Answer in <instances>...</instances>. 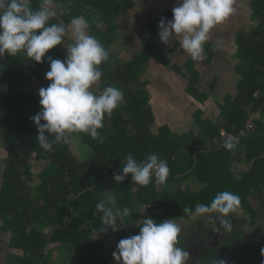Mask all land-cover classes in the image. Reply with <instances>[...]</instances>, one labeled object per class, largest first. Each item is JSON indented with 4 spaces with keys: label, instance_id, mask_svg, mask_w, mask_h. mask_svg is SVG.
<instances>
[{
    "label": "trees",
    "instance_id": "obj_1",
    "mask_svg": "<svg viewBox=\"0 0 264 264\" xmlns=\"http://www.w3.org/2000/svg\"><path fill=\"white\" fill-rule=\"evenodd\" d=\"M40 2L29 0L28 6L35 10ZM137 5L134 0H52L50 4V10L56 13L50 23L67 29L74 17H83L89 25V35L108 51L109 60L100 66L103 75L97 91L94 89L96 94L113 86L124 95V102L110 119L105 117L104 127L99 130L103 143L87 134H78L81 144L88 149L83 157L69 144L55 145L51 152L43 150L36 139L37 127L30 119L42 110L39 89L49 85L41 77L50 70L48 57L63 61L66 56L59 47L72 44L74 36H65L63 44L51 50L43 63L30 61L23 53L14 57L6 54L1 59L0 156L6 159L0 168V238L6 235V244L2 245L9 249L7 257L12 263L117 264L109 257L117 248L99 245L105 238L109 242L110 238L118 241L137 235L139 223L147 218L158 223L173 218L191 220L184 207L194 211L196 204H210L222 191L240 197L236 211L250 210V205L247 208L245 204L251 192L264 186V0L253 2L256 19L236 36L239 80L236 93L228 95L217 112L219 122L212 121L209 115L203 117L204 110L200 108L191 131L183 134L173 133L169 125L161 123L151 104L160 90L168 95L172 85L166 81L161 83V89L150 85L142 77L143 71L158 64L166 75L175 78L177 88L187 90L194 105H205L209 95L198 88L196 62L182 51L179 40L170 45L159 40V22L162 18L171 20L170 11L146 22L149 33L140 37L138 48H120L126 43L125 30H129L127 14ZM177 88L175 94L180 92ZM252 116L254 128L249 131L246 126ZM158 120L160 127L154 124ZM223 132L239 138L233 151L224 148L227 138L224 139ZM128 154L137 161L149 154L166 160L170 169L166 184L157 186L153 178L148 186H138L131 176L117 184L114 173L120 170ZM242 163L248 164L247 170L234 171L235 164ZM187 181L191 183L184 185ZM193 182L203 189L196 190ZM107 187L115 194V206L129 208L132 215L124 218L117 232L111 228L105 231L102 214L96 210V204L108 198ZM237 234L242 241L229 240L227 231L220 245L221 260L225 259L226 264L232 263V250L236 263L245 264L238 247L246 237ZM223 241H228L229 248ZM195 245L199 251H195L194 259L199 264H211L212 261L201 259L204 252L208 253V246ZM66 250V260L56 257L57 252V256H62Z\"/></svg>",
    "mask_w": 264,
    "mask_h": 264
},
{
    "label": "clouds",
    "instance_id": "obj_2",
    "mask_svg": "<svg viewBox=\"0 0 264 264\" xmlns=\"http://www.w3.org/2000/svg\"><path fill=\"white\" fill-rule=\"evenodd\" d=\"M51 3L52 0H41L39 8L34 10L28 6L29 0H0V59L6 54L14 57L23 53L30 61L43 63L51 50L63 44L70 31L74 42L66 47L65 59L48 57L50 70L45 77L50 83L39 89L42 110L30 119L39 133L37 142L46 152L54 151L55 145L76 142L81 133L103 143L99 130L104 127L105 117L110 119L124 102L123 92L117 87L108 86L98 95L94 91L103 75L100 66L109 60V53L96 37L89 35V25L83 17H74L67 29L50 23L56 15L50 10ZM237 3L238 0H177L178 6L172 10L173 18H162L159 22V40L170 45L178 39L187 56L194 62L203 61L204 44L210 33L236 14ZM63 11L61 6V13ZM254 13L253 19H256ZM223 146L233 151L236 143L229 138ZM169 174L167 161L156 154H149L142 161L128 154L113 179L121 184L131 176L133 184L148 186L154 178L159 186L166 184ZM115 205L112 197L96 204L105 231L108 228L119 231L124 218L132 217L129 208ZM239 205L238 195L222 191L210 204L198 203L194 211L190 207H184L183 211L193 219L205 217L215 232L221 228L226 232L232 225L227 218ZM176 221L158 223L152 218L144 219L139 223V234L118 242L113 252L117 264H187L190 254L178 246L182 229ZM261 252L264 255V249ZM211 264L226 262L215 258Z\"/></svg>",
    "mask_w": 264,
    "mask_h": 264
},
{
    "label": "crops",
    "instance_id": "obj_3",
    "mask_svg": "<svg viewBox=\"0 0 264 264\" xmlns=\"http://www.w3.org/2000/svg\"><path fill=\"white\" fill-rule=\"evenodd\" d=\"M253 1L238 0L236 14L226 23L214 29L210 33L209 40L204 44L205 58L203 61L196 62V68L199 71V76L197 77L198 88L207 91L209 95L205 105H198L197 103L194 105L193 99L189 98L186 93L187 90H181L180 87L177 88L178 84L175 82V78L166 75V70L159 67L158 64L151 68L147 66L143 71L142 77L150 85L153 84L159 89H161L163 81L172 85L170 88L171 92L168 95H164L160 90V95L154 98L155 100L152 103L150 101V103L157 119H160L161 123L169 125L175 133H189L193 124H195L194 117L200 108L204 110L203 117L209 115L208 118L210 117L212 121L215 123L219 122L220 115L217 112L220 110V106L224 104V100L228 95L236 93V84L239 77L236 72L238 60L236 58L235 41L239 33L251 26ZM134 2L138 4L137 7L135 10L129 11L126 17L127 21L130 22L129 30H125L127 31L124 37V42L126 43L120 45L121 49L129 48L130 51L140 46L139 39L141 36L148 35L146 22L151 21L152 18L167 10L173 14L172 10L178 6L177 0H134ZM223 25L225 26L224 28ZM122 51L124 52L125 50ZM186 86L187 84L184 85V87ZM175 87L180 91L178 94H175ZM212 87L215 88L211 90ZM173 94L178 98H174ZM155 126L158 127L157 124ZM247 167V163H242L235 164L233 168L234 171L240 173L246 171ZM4 243L6 244V235L0 238V264H10L9 257H7L9 249L2 245Z\"/></svg>",
    "mask_w": 264,
    "mask_h": 264
},
{
    "label": "flooded vegetation",
    "instance_id": "obj_4",
    "mask_svg": "<svg viewBox=\"0 0 264 264\" xmlns=\"http://www.w3.org/2000/svg\"><path fill=\"white\" fill-rule=\"evenodd\" d=\"M65 36L67 38L70 37L72 38V36L74 35L72 33L67 32ZM68 45L69 44L62 45L61 47H59L65 56H67L66 47ZM0 64H1V59H0ZM46 72L42 74L41 77L44 76V78H46L45 77ZM43 83H47L46 85H48L50 82L47 79H45L43 80ZM33 89L35 90L34 92H36L37 89L35 87ZM5 151H7L6 148ZM4 157L5 156H0V168H2L3 164L5 163L6 158ZM0 189H1V182H0ZM202 189L198 188V191H201ZM251 200H254L253 202L255 205V212H254L255 217L250 215L249 210H240V211H235L234 213H230L227 219L232 223V225H235L237 232H239V230L241 232L242 230V232H244V235L246 237L245 242L239 246L241 248L239 249V253L243 255L244 258L247 259L250 264H261L264 259V255H262L261 252V250L264 249V234L261 231V225L262 224L264 225V220L262 218V216L264 215V198L260 194L259 197H253V198L250 197L249 201ZM254 220H256V223H253ZM203 221L205 223L201 226V228L194 229L190 227L189 224H187L185 228L186 233L181 235L189 237V239H186V237L185 238L181 237V239H179V243L185 244V246L183 247L181 246V247L187 250L190 255L194 253L193 251L196 252L199 251V249L196 248L195 245L196 243H199L200 246H204V247L206 246L214 247L215 245L220 246L222 240L224 239L225 233L227 232V231L225 232L222 228L220 229L219 232H215L213 231L212 226L207 223L206 218ZM251 224H253V226H251ZM252 227H254V229ZM255 228L258 229L255 231ZM11 263L12 262H10V264Z\"/></svg>",
    "mask_w": 264,
    "mask_h": 264
},
{
    "label": "rangeland",
    "instance_id": "obj_5",
    "mask_svg": "<svg viewBox=\"0 0 264 264\" xmlns=\"http://www.w3.org/2000/svg\"><path fill=\"white\" fill-rule=\"evenodd\" d=\"M225 26L223 25V28H224ZM66 45V44H65ZM97 85H96V87H95V91H97ZM34 92V91H33ZM155 125L157 124V126L158 127H160V123H159V121H156V123H154ZM171 131H172V129H171ZM173 133H175L174 131H172ZM177 133H180V132H176V134ZM70 145V147L71 148H73V150L75 151V153L79 156V157H83V156H85V154L86 153H88V149L85 147V146H83L82 144H81V142H80V140H79V138L76 140V142H74V143H71V144H69ZM77 147L79 148L78 149V151H77ZM189 183H191L190 181H187V182H185L184 183V185H186V184H189ZM195 182H193L192 183V186H194L195 187ZM184 187V186H183ZM185 188V187H184ZM196 188V187H195ZM107 193H108V197H112V198H114L115 199V201H116V197H115V194L107 187ZM261 194V196L264 198V186H261V189L258 191V192H253V194H252V192H251V197L253 198V197H259V195ZM254 200H251V201H247V203L245 204V206L248 208V206L250 205V210H249V213H250V215L252 216V213H254L255 212V205H254V202H253ZM255 214V213H254ZM262 218H263V220H264V215L262 216ZM173 219H175V220H177L176 222L180 225V227H181V229H182V232H181V234L182 233H184V232H186V230H184L185 228H186V225L187 224H190L191 226L190 227H192V228H201V226L205 223L203 220L205 219V217H197V218H195V219H183V218H173ZM251 226H253V224H251ZM264 225L262 224L261 225V231H262V233L264 234V227H263ZM234 227H235V225H231V227H230V229L228 230V238H229V240H237L238 238H239V234H237V230H234ZM257 227V226H256ZM253 229H254V227H252ZM235 229H236V227H235ZM258 228H255V231L257 230ZM239 232H240V230H239ZM240 234H244V232H242V230H241V232H240ZM95 239L96 240H98L99 238H97V237H95ZM244 240H245V237L243 238ZM100 240V239H99ZM105 242L104 241H102V243H100L99 245H101V246H103V247H105V248H109L110 246H114V247H116L117 248V244H118V242L120 241V239H118V241L116 240H113V239H109V242H107V238H105ZM239 240L240 241H242V239L241 238H239ZM223 244L225 245V244H227L226 245V247H228L229 248V245H228V241L227 242H225L224 243V241H223ZM183 245L184 244H182V247H183ZM223 245V246H224ZM178 246H180L179 245V243H178ZM219 248H220V246H217V245H215L214 247H207V251H208V253L207 252H204V254H203V256H201V259L203 260V261H205V262H209V261H212L213 259H215V258H217L218 260H221L222 259V257H221V255L220 254H222V252L219 250ZM238 249H241L240 247H238ZM239 251V250H238ZM194 253H195V251H193ZM219 252V253H218ZM68 253H69V251L68 250H66L65 252L63 251V255L62 256H57L58 255V252H57V254H56V257H58V259H59V257L61 258V259H64V260H66L67 259V257H68ZM194 253H192L190 256H189V260H188V263H190V264H199V262L198 261H196L195 259H194ZM218 253V254H217ZM230 253V252H229ZM231 254L233 255V258L231 259L232 260V263L231 264H237L236 263V257L237 256H235V254L233 253V250H232V252H231ZM109 257L112 259V260H114V257L113 256H111V255H109ZM195 257H196V255H195ZM223 260H225V259H223ZM244 260V262H245V264H250L249 262H248V260L247 259H243ZM111 262V261H110ZM109 264H116V263H114V262H111V263H109ZM240 264V263H239ZM261 264H264V259H263V261H262V263Z\"/></svg>",
    "mask_w": 264,
    "mask_h": 264
},
{
    "label": "built area",
    "instance_id": "obj_6",
    "mask_svg": "<svg viewBox=\"0 0 264 264\" xmlns=\"http://www.w3.org/2000/svg\"><path fill=\"white\" fill-rule=\"evenodd\" d=\"M259 117V116H258ZM254 118V116H252L251 117V119H250V121L248 122V124H247V130H252L253 128H254V126H253V123H252V119ZM242 134H245V130H243V132H242ZM222 135H223V137H224V139H228V138H232L234 141H239V138H237V137H233V136H227V134L225 133V132H223L222 133Z\"/></svg>",
    "mask_w": 264,
    "mask_h": 264
},
{
    "label": "water",
    "instance_id": "obj_7",
    "mask_svg": "<svg viewBox=\"0 0 264 264\" xmlns=\"http://www.w3.org/2000/svg\"><path fill=\"white\" fill-rule=\"evenodd\" d=\"M71 220H72V217H71ZM50 243H51V238L48 240V245H50ZM50 247H48V249H49ZM51 249V248H50Z\"/></svg>",
    "mask_w": 264,
    "mask_h": 264
}]
</instances>
